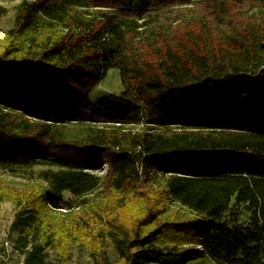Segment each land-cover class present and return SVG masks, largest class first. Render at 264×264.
<instances>
[{
  "label": "trees",
  "instance_id": "obj_1",
  "mask_svg": "<svg viewBox=\"0 0 264 264\" xmlns=\"http://www.w3.org/2000/svg\"><path fill=\"white\" fill-rule=\"evenodd\" d=\"M4 42L0 169L42 167L0 175L21 264L72 242L93 264H264V0H22ZM112 68L124 90L91 103Z\"/></svg>",
  "mask_w": 264,
  "mask_h": 264
},
{
  "label": "rangeland",
  "instance_id": "obj_2",
  "mask_svg": "<svg viewBox=\"0 0 264 264\" xmlns=\"http://www.w3.org/2000/svg\"><path fill=\"white\" fill-rule=\"evenodd\" d=\"M22 0H0V7L5 8L4 15L0 16V50L5 45L4 38L5 33L14 25L15 13L17 6ZM124 90L122 77L120 70L117 68L110 69L104 79L94 86L89 94V100L91 103L96 104L99 100L109 96L118 95ZM86 124H73L69 126L66 139L80 140L85 135ZM68 156L72 158H84L80 153H71ZM85 159V158H84ZM16 168V167H15ZM41 166H36L31 169L18 166L16 171L13 169L3 170L0 169V175L6 179V183L14 188H28L36 182H40L37 173L41 169ZM41 183V182H40ZM27 186V187H26ZM99 193H93L90 195L89 200L96 199ZM65 198L71 197L69 193H64ZM83 198H74V206H78L83 203ZM241 209L242 214L240 216H230L227 213L226 217L230 218L234 223L243 222L247 223L248 213L244 206H238ZM16 205L13 200H7L0 204V264H21L23 261V254L21 251L14 248L16 244L17 234L10 231L11 224L14 220L16 213ZM66 212V211H64ZM68 212V211H67ZM70 213V212H68ZM64 214L61 211H55L54 215L60 221H65ZM101 225H99L100 227ZM81 243L75 242L70 245L69 254L60 255L56 251H50L48 259L53 264H93V258L90 255V250L85 248ZM103 250L106 251L109 261H116L118 254L115 246L110 241H104Z\"/></svg>",
  "mask_w": 264,
  "mask_h": 264
},
{
  "label": "built area",
  "instance_id": "obj_3",
  "mask_svg": "<svg viewBox=\"0 0 264 264\" xmlns=\"http://www.w3.org/2000/svg\"><path fill=\"white\" fill-rule=\"evenodd\" d=\"M105 168H107V166H105ZM196 250L199 252H203V247L201 245L196 247Z\"/></svg>",
  "mask_w": 264,
  "mask_h": 264
}]
</instances>
